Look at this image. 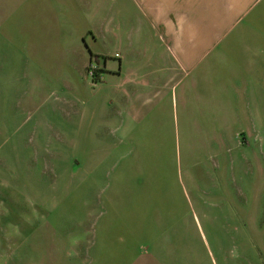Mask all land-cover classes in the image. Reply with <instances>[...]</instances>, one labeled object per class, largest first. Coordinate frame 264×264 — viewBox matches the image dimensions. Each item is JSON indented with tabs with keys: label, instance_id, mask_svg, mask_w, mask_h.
<instances>
[{
	"label": "rangeland",
	"instance_id": "1",
	"mask_svg": "<svg viewBox=\"0 0 264 264\" xmlns=\"http://www.w3.org/2000/svg\"><path fill=\"white\" fill-rule=\"evenodd\" d=\"M24 3L0 0V264H264V116L241 152L176 103L159 132L104 58L34 49Z\"/></svg>",
	"mask_w": 264,
	"mask_h": 264
},
{
	"label": "crops",
	"instance_id": "2",
	"mask_svg": "<svg viewBox=\"0 0 264 264\" xmlns=\"http://www.w3.org/2000/svg\"><path fill=\"white\" fill-rule=\"evenodd\" d=\"M23 12L45 39L34 49L63 53L56 60L68 67L81 66V48L85 62L104 58L110 94L159 132L176 103L183 131L207 115L206 129L230 131L241 152L238 133L264 116V0H25ZM98 36L106 41L96 49Z\"/></svg>",
	"mask_w": 264,
	"mask_h": 264
},
{
	"label": "trees",
	"instance_id": "3",
	"mask_svg": "<svg viewBox=\"0 0 264 264\" xmlns=\"http://www.w3.org/2000/svg\"><path fill=\"white\" fill-rule=\"evenodd\" d=\"M93 59L95 60V61H98V56H96V55H93ZM96 82H99L100 80L98 79V80H95Z\"/></svg>",
	"mask_w": 264,
	"mask_h": 264
},
{
	"label": "built area",
	"instance_id": "4",
	"mask_svg": "<svg viewBox=\"0 0 264 264\" xmlns=\"http://www.w3.org/2000/svg\"><path fill=\"white\" fill-rule=\"evenodd\" d=\"M90 73H91V75H92V74H93V70H91V72H90Z\"/></svg>",
	"mask_w": 264,
	"mask_h": 264
}]
</instances>
